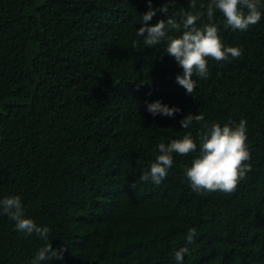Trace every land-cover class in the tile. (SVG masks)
Here are the masks:
<instances>
[{
  "label": "trees",
  "instance_id": "obj_1",
  "mask_svg": "<svg viewBox=\"0 0 264 264\" xmlns=\"http://www.w3.org/2000/svg\"><path fill=\"white\" fill-rule=\"evenodd\" d=\"M189 3L153 0L168 12L149 23L197 11ZM147 10L146 0H0V199L19 196L53 248H67L41 264H177L193 227L183 264H264V19L234 31L216 11L222 42L244 54L209 60L190 95L166 44L137 37ZM157 100L181 112L153 117L146 103ZM189 112L209 125L247 121L252 170L233 194L191 189L186 169L206 129L182 128ZM186 134L197 152L174 153L159 185L142 181L157 146ZM44 244L0 215V264H31Z\"/></svg>",
  "mask_w": 264,
  "mask_h": 264
},
{
  "label": "clouds",
  "instance_id": "obj_2",
  "mask_svg": "<svg viewBox=\"0 0 264 264\" xmlns=\"http://www.w3.org/2000/svg\"><path fill=\"white\" fill-rule=\"evenodd\" d=\"M171 2V0H169ZM148 10L139 16L138 23L142 26L136 31L137 37L143 38L147 48L166 44L164 54L172 57L182 74L176 76V82L187 94L193 95L197 79H207L209 76V60L216 62H231L244 54L242 47L225 46L219 35V27L213 21L218 10L224 17L225 28L247 31L264 19V3L262 0H210L200 5L197 10V0H190L189 7L193 11H185L179 20L172 16L160 19L150 24L158 12L167 14L168 8H154L153 0H146ZM209 23L198 25L204 17ZM139 41H133V47ZM142 84L137 85V89ZM146 111L153 117L160 115L174 118L181 112L178 107H169L159 100L146 103ZM193 121L201 123L206 131L200 134L199 154L186 169V178L194 192L199 194L221 192L231 195L238 190L239 184L246 179L251 168V153L247 145V121L239 123L229 121L223 126L217 122L209 125L202 113L184 116L179 123L184 129L192 126ZM159 155L150 165V170L140 176L142 181H151L159 185L167 178L169 169L174 165L173 154L188 156L197 152L198 145L190 134L182 139H173L170 143H160ZM0 215H7L15 222V230L24 236L35 234L45 242L38 249L31 264H41L52 260H62L67 248L61 245L53 248L49 239L50 228L38 225L33 219L26 218L23 202L19 196H9L0 199ZM198 233L196 228L188 229L185 246L175 252L177 264H183L184 256L189 252L187 245L193 244Z\"/></svg>",
  "mask_w": 264,
  "mask_h": 264
}]
</instances>
